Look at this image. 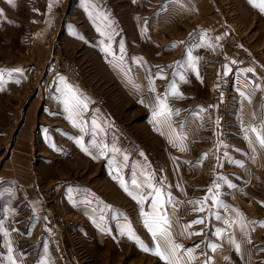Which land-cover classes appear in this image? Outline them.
<instances>
[{
    "label": "rangeland",
    "instance_id": "obj_1",
    "mask_svg": "<svg viewBox=\"0 0 264 264\" xmlns=\"http://www.w3.org/2000/svg\"><path fill=\"white\" fill-rule=\"evenodd\" d=\"M40 36L46 38L42 46L37 45ZM248 63L264 69V14L248 0H0V186L23 163L17 149L27 147L29 170L41 164L38 173L45 178L48 159L54 183L80 187L85 199L93 193L100 200L94 203L95 210L80 206L89 213L68 211L37 231L46 237L54 260L164 264L128 238L130 227L146 246L154 247L141 211L129 215L123 204L108 203L106 177L116 183V192L111 193L118 195L124 193L120 180L126 185L132 180L147 181L153 211L143 212L154 214L159 189L155 214L167 218L171 241L183 246L178 250L181 264L207 263L222 232L232 225L228 217L234 218L233 213L226 208H239L242 217L243 202L264 194L258 147L246 141L242 149L238 146L244 152L240 157L229 153L228 146L220 149L221 142L237 135L242 103H254V117L264 122L263 85L255 88L257 94L244 87L247 76L238 86L232 74L222 73L225 67L230 74L237 65ZM171 66L178 72L175 89L181 95H174L172 88L161 91L168 109L162 115L168 118L171 131L176 129L185 137L191 134L190 155L176 151L166 137L171 134H156L153 124L161 107L157 110L155 102L151 108L145 105L152 70ZM164 76L160 74L161 79ZM77 101L80 106L70 112ZM93 116L106 118L105 124L101 122V130L106 131L112 126L118 130L140 127L147 117L145 124L156 128L148 139L146 157L140 162L133 156L134 142L145 147L139 139L118 135L111 160L106 144L101 142L97 148L91 137L78 139L79 129L93 127L82 118ZM77 140L84 141L87 154L77 155L76 149L64 156L60 153L61 141L72 149L80 147ZM208 146L213 154L206 153ZM237 160L238 169L226 171ZM201 207L203 211L198 210ZM196 220L203 222L192 223ZM47 228L53 233L42 235ZM157 241L163 250L164 241L159 236ZM221 254L215 253L214 264Z\"/></svg>",
    "mask_w": 264,
    "mask_h": 264
},
{
    "label": "crops",
    "instance_id": "obj_2",
    "mask_svg": "<svg viewBox=\"0 0 264 264\" xmlns=\"http://www.w3.org/2000/svg\"><path fill=\"white\" fill-rule=\"evenodd\" d=\"M207 9H205L206 11ZM38 31V30H37ZM36 33L39 34L40 31ZM46 39V38H45ZM45 39L41 36L38 39L37 45L42 46L44 44ZM223 41V39H222ZM38 49H42L38 48ZM229 53L226 52V59L228 58ZM235 57L236 56H232ZM240 63V62H239ZM247 69H253L252 72H248ZM264 69L256 66L254 63L242 64V66H236V69H233V72L229 74L224 73L227 77L231 75L232 79L235 77V81L238 86H242V80L247 76L249 80H247L244 85L246 89H251L254 93L258 94V91L255 88L259 85H263L264 87ZM166 71V72H165ZM172 66L170 69L161 68L158 71L155 69L152 70V77L150 81V90H148V98L145 100L146 108H151L152 103L155 102L156 106H159L157 110H159L161 104H164L163 95H161V91H165L166 89H171L172 85H175V88H178V83L175 82L174 75L178 72ZM165 74L164 78H160V74ZM246 77V78H247ZM150 82L149 80H147ZM163 84V85H161ZM157 85V86H156ZM153 87V88H152ZM178 90V89H177ZM155 97V98H153ZM151 102V104L149 103ZM243 113L240 115V122L242 123L239 127L237 135L231 138H226L223 142H221L222 146L221 150L225 149L226 146L232 148V150L228 151L234 156L240 157L244 152L238 149V146L241 149L244 147L246 141L250 142V145L253 147H258V167L264 168V153L263 148L256 141L257 133L261 130L260 118H255L253 114V110L255 109V105L253 104H244L242 103ZM144 108V109H146ZM151 114H148L149 117ZM146 117V124L149 123V119ZM145 120V119H144ZM168 118L166 115L158 114L155 120V124L157 126H148L145 124L140 125V127H136V125H132L127 128H121L118 130L112 126L109 131L101 130V122L105 124L106 118L103 117V120L100 119L99 116L91 117L89 120H84L82 118V122L92 123V129L89 130L90 127H82L79 129V134L77 138H81L86 140L91 137L93 140L97 142V148L101 144H106L108 147L107 154L109 155V160L114 155L116 156L117 144L116 139L119 135L125 139H139L140 141H144L145 147L141 145L140 142H134V152L133 156L137 159V161L141 162L142 156L146 157V152H148V142L150 138H153L154 135L152 133V128H156V134L160 132V135L166 136L168 133L170 136H166L169 142L174 143L173 146L176 148L178 152L190 155V141L192 139L191 134L185 136H180V133L170 130V126L166 125ZM168 124V123H167ZM264 125V122H263ZM88 126V125H87ZM255 128L257 130L256 133L252 131ZM127 130H131L133 135ZM167 130V131H166ZM175 133V134H174ZM69 136L70 134L67 133ZM66 135V136H67ZM181 135H186V132ZM173 137V138H172ZM84 142V141H83ZM82 142V144H83ZM66 142L60 143V153L64 156L66 154H70V151L76 149V154L83 156L85 154L84 151L81 150L80 147H71L67 146L69 143ZM66 145V146H64ZM84 147L85 143L83 144ZM207 147V146H206ZM88 149V148H87ZM133 150V148H132ZM163 150V148H160ZM206 153L213 154V148H206ZM219 149L217 148V151ZM17 153L19 155V160L22 161V165L18 164L16 166V170L14 171L12 177H9V182L5 185L0 186V264H12V261L15 264H73L74 262L78 264V261L70 260L66 258L62 259H53L52 253L50 251V246L46 241L45 236H41L39 234V229L44 228L49 222L57 221V219L62 218L64 214L68 213V211H75L76 214L89 213V211L83 209L82 205H88L93 210H95V202H99V198L97 195H90L89 199H85L78 190L80 187H75L71 185L64 186L63 183L53 181L52 172L49 170L51 164L48 163V159H45V168H46V177H40L38 170H42L43 166L38 164L34 169L29 170L26 165V161L29 159V148L22 147L17 149ZM98 151V150H97ZM255 151V148L253 149ZM89 152V151H88ZM99 152V151H98ZM228 152L226 155H229ZM42 152H39L41 154ZM91 153V152H90ZM45 157L49 156V153H45ZM72 154V153H71ZM95 155L94 152L91 153ZM254 165L256 164V157H253ZM81 160H84L83 158ZM238 163L231 162L226 166V171L236 170L238 166H235ZM111 165V164H110ZM113 165V164H112ZM18 167V168H17ZM44 168V169H45ZM135 181L136 184L132 182ZM105 183H108V190L110 194L108 195V203L114 204L116 207L123 204L126 211L128 210L129 215L131 213H137L136 211H144L147 213L150 210L149 202H151L152 195L149 194V186L150 184L147 181L142 180H132L129 184H125L129 191L133 192L137 197L144 196L142 203H137L136 200L132 199L125 191L124 193H120V195L116 193H111V191L116 192L117 185L112 182L110 177L105 178ZM62 185L65 189L62 188ZM140 185V187H137ZM99 186V185H97ZM13 187V189H6ZM147 188V189H146ZM13 193V194H11ZM232 198H235L233 196ZM238 199V198H237ZM234 203V201H232ZM238 203H241L238 201ZM244 205L240 206L243 208L244 214L240 217L238 215L239 208L227 207L226 210L233 213L234 218H230L232 225L230 229L227 231H223L220 240L219 246L215 247V250H212V258L204 264H214L216 261L215 253L217 251H222L223 254L217 259V264H264V227L260 226V222H264V194L259 196H254L247 202H243ZM249 207V208H248ZM81 208V209H80ZM120 208V207H119ZM122 208V207H121ZM232 208V209H231ZM83 209V210H82ZM130 210V211H129ZM69 212V213H71ZM73 212V213H75ZM68 213V214H69ZM141 213V212H138ZM84 216V215H83ZM144 217V216H143ZM142 218V216H141ZM256 222V223H252ZM32 223L31 226H23L24 224ZM40 226L39 228H35V226ZM223 225V224H222ZM7 233L5 236L4 233ZM83 236V235H82ZM189 236L191 233L189 232ZM197 237H194L193 240H196ZM201 239V238H200ZM235 241L236 244H239L240 251L239 254L236 251L235 245L232 241ZM251 240V243L248 241ZM94 241V239H93ZM91 242V241H90ZM101 245L99 242L98 246ZM98 246H94L96 251L99 250ZM11 249V251L9 250ZM193 249V248H191ZM190 249V250H191ZM68 250V249H67ZM189 250L188 254L194 256V254ZM9 257L12 258V261L9 260ZM196 259V255L194 257ZM97 261H94V264Z\"/></svg>",
    "mask_w": 264,
    "mask_h": 264
},
{
    "label": "snow or ice",
    "instance_id": "obj_3",
    "mask_svg": "<svg viewBox=\"0 0 264 264\" xmlns=\"http://www.w3.org/2000/svg\"><path fill=\"white\" fill-rule=\"evenodd\" d=\"M10 2H11V0H10ZM248 3L253 8H256L261 14H264V0H248ZM105 51H108V49H105ZM233 63H235V62H233ZM15 71L19 72L21 70L16 69ZM228 71H229V69H227V67H225V74H227ZM247 71L252 72L253 69H247ZM197 79H199L198 72H197ZM172 89H173L174 95H178V96L181 95L175 89V85H172ZM69 93L72 95L73 99H75V93H72L71 89H69ZM79 106H80V102L77 101V103L74 107L69 108V111L73 112L75 110V108L79 107ZM83 107H86V105H83ZM160 107L162 110L161 114L163 112L168 111L167 106L165 104H161ZM69 119L70 120L72 119L71 115L69 116ZM252 131L254 133L257 132V130L255 128H253ZM256 141L260 145L261 148H264V125H262L260 132L257 133ZM77 144H79L81 146L82 151H84L86 154L88 153V149L86 147H84L79 140H77ZM119 183H120V186L123 188V190L130 197H132V199L136 200L137 203H142L143 199L145 198L144 196L137 197V195H135L133 192L129 191L128 187L124 184V182L122 180H120ZM132 183L136 184L135 181H133ZM137 187H140V185H137ZM155 191H156L157 196L153 200L154 214L149 215V214L144 213L143 210L141 211V215L146 217L144 220V224H145V227L148 229V231L150 232V234L153 238L154 247L149 248L148 246H146L139 239V237L135 236V233L132 232L130 227H127L128 238L134 240V242L140 247V249L142 251L158 256L162 261H164V264H181L180 255H179L178 250L181 249L183 246L180 244H176V243L171 241V232L169 230V224H168L167 218L165 216H160V215L155 214V209L159 205V195H160L159 189H156ZM209 191H211V189ZM198 210L203 211V208L201 207ZM238 215H239V213H238ZM202 222H203L202 220H196V221H193L192 223H202ZM252 223H256V222H252ZM188 226L190 227V225H188ZM260 226L264 227V222H260ZM4 234H5V236L7 235L6 232ZM199 234L200 233H192V235H199ZM158 236L161 240L164 241L165 247L163 250L161 248L160 243L157 241ZM248 242L251 243V240H249ZM232 243L235 245L236 251L239 254V251H240L239 244H236V242L234 240L232 241ZM9 250L11 251V249H9ZM213 250H215V247L213 248ZM9 260L12 261V258L9 257ZM12 264H15V262L12 261Z\"/></svg>",
    "mask_w": 264,
    "mask_h": 264
},
{
    "label": "built area",
    "instance_id": "obj_4",
    "mask_svg": "<svg viewBox=\"0 0 264 264\" xmlns=\"http://www.w3.org/2000/svg\"><path fill=\"white\" fill-rule=\"evenodd\" d=\"M53 232H52V229L51 228H47V229H43L41 231V234L42 235H51Z\"/></svg>",
    "mask_w": 264,
    "mask_h": 264
}]
</instances>
